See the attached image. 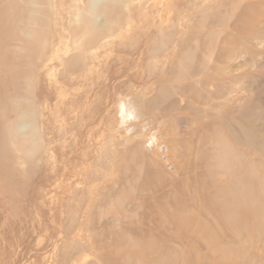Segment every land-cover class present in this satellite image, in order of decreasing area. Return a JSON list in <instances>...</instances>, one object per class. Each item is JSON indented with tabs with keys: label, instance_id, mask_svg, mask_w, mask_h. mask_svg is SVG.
Masks as SVG:
<instances>
[{
	"label": "rangeland",
	"instance_id": "1",
	"mask_svg": "<svg viewBox=\"0 0 264 264\" xmlns=\"http://www.w3.org/2000/svg\"><path fill=\"white\" fill-rule=\"evenodd\" d=\"M118 1L0 0V264H264V0Z\"/></svg>",
	"mask_w": 264,
	"mask_h": 264
},
{
	"label": "bare ground",
	"instance_id": "2",
	"mask_svg": "<svg viewBox=\"0 0 264 264\" xmlns=\"http://www.w3.org/2000/svg\"><path fill=\"white\" fill-rule=\"evenodd\" d=\"M117 1L118 0H89V6L87 7V9H86V13H87V15H89V16H91L92 18H93V20H91L93 23H94V21L95 20H98L99 18H100V16L101 15H106V16H108V17H112L113 16V14H114V11L115 10H118V3H117ZM124 0H122V1H120V2H123ZM109 2V3H108ZM119 2V1H118ZM120 2H119V5H121L120 4ZM117 3V4H116ZM121 9V8H120ZM247 14V13H246ZM79 15V14H78ZM114 15H116V14H114ZM114 17V16H113ZM112 17V18H113ZM117 17H118V14H117ZM80 18V17H79ZM101 18H103V16L101 17ZM112 18H111V20H112ZM115 18V17H114ZM113 18V19H114ZM118 19V18H117ZM117 19H115L114 21H116ZM252 19H253V15L251 16V17H248V14L246 15V16H244V18H241V20H240V26H241V37H244V36H246L247 34H250V29H251V21H252ZM110 20V22L111 23H113L114 21L112 20L111 21ZM88 21V20H87ZM86 21V23H88ZM100 21V20H99ZM105 21V20H104ZM108 21V20H107ZM91 22V25H93V23ZM106 22V21H105ZM95 23H96V21H95ZM98 23H100V22H97L96 23V25L98 24ZM108 23H109V21H108ZM108 23H106L105 24V26L108 24ZM116 23V22H115ZM34 24H37L36 23V21L34 22ZM89 24H90V21H89ZM100 24H102V23H100ZM99 24V25H100ZM116 24H118V23H116ZM85 25H87V24H85ZM104 25V24H103ZM108 27H111V29H112V24H111V26L108 24L107 25ZM89 27V26H88ZM100 27H101V25H100ZM99 27V28H100ZM104 26H102V28H103ZM87 27L85 26V29H86ZM106 29V28H105ZM104 29V30H105ZM111 29H109L108 30V28H107V30L110 32V31H112ZM114 29V28H113ZM86 30H88V29H86ZM90 30V29H89ZM93 30V29H92ZM101 30V29H100ZM106 30V31H107ZM85 31V30H84ZM95 31V30H94ZM93 31V32H94ZM103 31V30H102ZM39 33V32H38ZM95 33V32H94ZM98 33V32H97ZM101 33V32H100ZM98 35H99V33H98ZM97 35V36H98ZM213 102V101H212ZM12 109V108H11ZM9 110H10V108H9ZM13 110V109H12ZM11 110V111H12ZM11 114V113H10ZM6 126V125H5ZM8 127V126H7ZM2 128V127H1ZM4 128V127H3ZM1 130H3V129H1ZM7 130V129H6ZM8 131H10V129H8ZM16 138V137H15ZM3 141V140H2Z\"/></svg>",
	"mask_w": 264,
	"mask_h": 264
}]
</instances>
